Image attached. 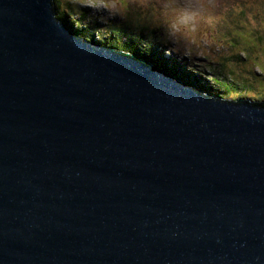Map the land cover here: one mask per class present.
<instances>
[{
    "label": "water",
    "instance_id": "obj_1",
    "mask_svg": "<svg viewBox=\"0 0 264 264\" xmlns=\"http://www.w3.org/2000/svg\"><path fill=\"white\" fill-rule=\"evenodd\" d=\"M0 264H264V102L0 0Z\"/></svg>",
    "mask_w": 264,
    "mask_h": 264
},
{
    "label": "trees",
    "instance_id": "obj_2",
    "mask_svg": "<svg viewBox=\"0 0 264 264\" xmlns=\"http://www.w3.org/2000/svg\"><path fill=\"white\" fill-rule=\"evenodd\" d=\"M221 1L215 3L216 8L220 7ZM55 3L57 17L64 20L83 39L145 60L180 82L222 100L244 98L264 102V28L260 27L259 31L250 30L247 36L241 26L245 25L243 20L247 11L241 7L230 6L225 15L219 12L217 18L220 28L216 30L213 42L217 44L221 38L218 34L221 35L223 39L218 45L227 50L230 48L231 52L212 61L208 59L209 56L203 55L200 62L195 57L180 60L176 57H163L161 48L167 40L165 27L150 28L146 24H134L131 18L133 15L129 12L122 24L113 19L106 21L108 27H102L97 24L99 21L96 15L91 16H95L94 20L88 19L87 11L78 9L79 7V13H76L72 2H68L63 9L60 8L58 0ZM210 10L213 11L212 8ZM255 83H260V94L253 93L252 87Z\"/></svg>",
    "mask_w": 264,
    "mask_h": 264
},
{
    "label": "rangeland",
    "instance_id": "obj_3",
    "mask_svg": "<svg viewBox=\"0 0 264 264\" xmlns=\"http://www.w3.org/2000/svg\"><path fill=\"white\" fill-rule=\"evenodd\" d=\"M217 1L92 0L89 5L88 0H58V3L63 9L68 2H72L76 7L74 8L76 13H79L78 9L87 11L88 19L94 20L95 16L93 18L91 16L96 15L99 21L97 24L102 27H108L106 21L113 19L122 24L129 12L133 15L131 18L134 24H146L150 28L165 27L167 40L161 48L163 57L168 59L176 57L179 60L195 57L196 61H200L203 55H207L212 61L231 52L230 48L227 50L218 45L223 39L221 35L218 34L221 38L218 42L215 41L217 44L213 42L216 30L220 28L217 20L219 12L225 15L230 6L245 9L247 11V16L243 20L245 25L241 26L247 36L250 30L259 31L260 27L264 28V0H222L220 7L216 8ZM224 18L227 19L226 16ZM262 36L264 37V31ZM242 72L247 73L245 70ZM258 88H261L260 83H255L252 87L253 93L258 94L260 92Z\"/></svg>",
    "mask_w": 264,
    "mask_h": 264
},
{
    "label": "clouds",
    "instance_id": "obj_4",
    "mask_svg": "<svg viewBox=\"0 0 264 264\" xmlns=\"http://www.w3.org/2000/svg\"><path fill=\"white\" fill-rule=\"evenodd\" d=\"M88 3H89V5H91V3H92V0H88Z\"/></svg>",
    "mask_w": 264,
    "mask_h": 264
}]
</instances>
